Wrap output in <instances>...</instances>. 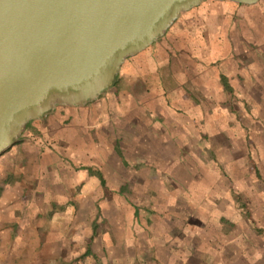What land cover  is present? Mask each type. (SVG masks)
<instances>
[{
    "label": "rangeland",
    "instance_id": "obj_1",
    "mask_svg": "<svg viewBox=\"0 0 264 264\" xmlns=\"http://www.w3.org/2000/svg\"><path fill=\"white\" fill-rule=\"evenodd\" d=\"M228 9L229 18L212 21L211 67L219 85L205 103L209 117L204 126L197 120L191 126L194 136L172 116L182 112L166 99L158 118L148 114L145 120L137 111L116 116L107 110L108 123L101 129H96L100 117L92 109L96 100L82 107L57 106L44 121L25 125L15 142L41 145L62 165L45 168V183L27 181L24 161L5 159L13 144L0 155V175L18 171L15 180H25V204L42 186L52 194L56 178L68 197L61 204L52 197L50 211L33 216V231L29 209L22 207L3 229L0 264H31L32 254L33 264H264V0ZM185 14L155 43L125 59L98 99L121 94V78L133 73L129 65L138 64L150 48L170 47L165 52L177 63L198 62L182 48L186 33H175ZM63 129L76 133L74 149L81 151V160L69 156L59 137ZM74 173L94 179L93 195L76 202L82 213L68 215L60 235L45 231L43 219L52 220L74 205L70 192L79 196L85 190L84 179L64 182Z\"/></svg>",
    "mask_w": 264,
    "mask_h": 264
},
{
    "label": "water",
    "instance_id": "obj_2",
    "mask_svg": "<svg viewBox=\"0 0 264 264\" xmlns=\"http://www.w3.org/2000/svg\"><path fill=\"white\" fill-rule=\"evenodd\" d=\"M203 1L0 0V155L30 121L97 100L125 59Z\"/></svg>",
    "mask_w": 264,
    "mask_h": 264
},
{
    "label": "crops",
    "instance_id": "obj_3",
    "mask_svg": "<svg viewBox=\"0 0 264 264\" xmlns=\"http://www.w3.org/2000/svg\"><path fill=\"white\" fill-rule=\"evenodd\" d=\"M233 5L234 3L232 2L207 0L201 2L198 7L192 8L197 9L200 7V12H195L193 14L186 12L183 18L185 22H180L183 27L178 24V27L181 29L175 33H186V39L184 40L185 46H182V48L184 51H189L192 52L193 55H196L198 62L193 60L190 63H177L165 52V49H169L170 47L165 48L160 46L159 48H150L147 54L140 57L141 59L138 64L129 65V70H133V73L124 74L121 78L122 83L125 84L121 94L108 93L96 100L95 103L97 105L92 108L97 116L100 117L97 120L99 124L96 129H101L102 126L107 125V115L104 117L105 114L108 113L107 110L116 116L130 111H137L145 120L148 114H153L158 118L157 112L163 104L161 103L164 101L163 99L170 102L172 108L175 107V109L181 110L182 113L180 114H176V112L169 110L172 112V116L176 117L181 125H185V127L187 126L189 129H192L195 127L193 122L197 120L199 122L202 121L203 127L204 120L209 117V112L207 111L209 107L207 108L205 103L212 101V97L214 98L216 90H218L216 86L219 85L216 81L217 79L214 78V71H216V69L214 70L211 67L212 51L214 52V50H212V45L214 46V44H216V36L212 31V25L215 23H212V21L213 18H229L231 13L228 7H232ZM228 61L230 62V60ZM221 64H223L225 70L230 69L227 67L228 64L226 61ZM223 67L222 69L224 70ZM232 69L234 68H231V70ZM137 83L139 84L138 92H136ZM239 91L240 94L243 95V92L241 90ZM234 95L238 97L236 91ZM38 121H44V118ZM48 130H50L53 135H56L54 129L50 128ZM191 131L190 134L194 136L193 129ZM59 137H62V139L66 141L64 146L65 149L68 150L69 156L72 155V159L75 162L81 160L83 156L81 151L77 152L76 149H74L76 146V133L72 130L63 129ZM11 153L10 157H6L5 159L12 160L11 157H15L19 162L24 161L25 166H23L22 173H24L27 181L33 179L36 182H40L39 179H41V181L45 183V168L51 164L56 166L59 164L62 165V162H60L61 160L55 156L56 154L46 150V148L38 144L15 142ZM2 173L3 174L0 175V237H3V229L10 225L13 218L15 219V216L22 210V207L26 206V209H29L28 219L31 216L30 220H32L30 231H33L37 228L33 223V221H35L33 216H35V214H47L50 211L52 197L53 199H59L56 200V203L59 204L62 203L61 199L66 196L68 197L65 191L66 187H60L58 184L60 179L56 178L57 186L54 187L56 189L52 193L53 195L49 193L48 188L42 186V192L40 193L42 196H40V194L36 195V197L32 196V201L25 204L22 201V194L26 193L23 192L25 180H21L19 183L15 180L16 175L19 176V174H17L18 171L12 172L13 175L6 173L5 170H2ZM73 175H71V178H66L64 182H74L77 179L82 181L84 179L86 182L85 190L79 194V196L70 192L69 194L74 200V205L66 208L63 213H55L52 220L43 219L41 225L45 231H56L60 235L71 219V217L68 218V215L71 216L73 213L77 212L82 213L76 202L80 204L81 202L78 200L84 197L88 199L93 195L92 188L94 179L87 178L82 173H80V175L74 173ZM35 198H37L36 201ZM43 198L45 200L47 198V200H43L42 202ZM77 231L78 229L74 230V233L77 234L76 236H82L81 231H78V233ZM57 237L58 239L60 238L58 235ZM33 242L34 241H32V243ZM32 247H34V245H32ZM30 258L31 260H29V258L28 260L33 264L34 254H32V256L30 255Z\"/></svg>",
    "mask_w": 264,
    "mask_h": 264
}]
</instances>
